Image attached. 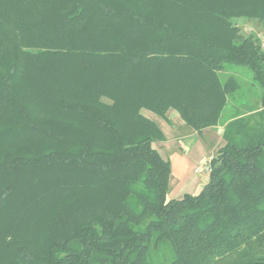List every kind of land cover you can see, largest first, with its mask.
<instances>
[{"label":"trees","instance_id":"trees-1","mask_svg":"<svg viewBox=\"0 0 264 264\" xmlns=\"http://www.w3.org/2000/svg\"><path fill=\"white\" fill-rule=\"evenodd\" d=\"M239 19L264 0H0V264H264V56ZM169 110L223 126L197 196L166 199Z\"/></svg>","mask_w":264,"mask_h":264},{"label":"crops","instance_id":"crops-1","mask_svg":"<svg viewBox=\"0 0 264 264\" xmlns=\"http://www.w3.org/2000/svg\"><path fill=\"white\" fill-rule=\"evenodd\" d=\"M154 119L163 134V140L153 143V148L160 151L170 164L166 199L197 196L208 183L209 174L203 171L195 175V170L204 164L205 167L225 145L223 126L218 124L196 132L184 124L175 110H169L165 117Z\"/></svg>","mask_w":264,"mask_h":264},{"label":"rangeland","instance_id":"rangeland-1","mask_svg":"<svg viewBox=\"0 0 264 264\" xmlns=\"http://www.w3.org/2000/svg\"><path fill=\"white\" fill-rule=\"evenodd\" d=\"M237 26H238V28L240 30V33L243 34L244 36H247L248 35V31L249 30H252L253 33H255V34L262 33L264 35V21H262V20L260 21V20H257V19H239ZM252 36H254V35H252ZM244 80L245 81H248V78H246V79L245 78H242V81H244ZM244 101L246 103H249L250 105H252L249 110L255 109V107H256V109H258L260 107V103H258L259 102L258 101V91L257 90H254V88L253 89H250L248 87V84H246V92H245ZM228 111L229 110L227 109L222 114L221 120L224 121V120L227 119L228 114H229ZM149 114H151L153 120H155L154 117L155 118H158V116H156V115H154L152 113H149ZM204 165L199 166V167L203 168ZM195 175H196V173H195ZM167 255H169V252L168 251H165V254H162V252H159V253H156L155 254L154 258H155V260L157 258H158V260H160V259L163 260L162 258L168 259V256Z\"/></svg>","mask_w":264,"mask_h":264},{"label":"built area","instance_id":"built-area-1","mask_svg":"<svg viewBox=\"0 0 264 264\" xmlns=\"http://www.w3.org/2000/svg\"><path fill=\"white\" fill-rule=\"evenodd\" d=\"M248 35H254L255 39L257 40V44L259 46L260 52L264 56V35L262 33L255 34V33H253L252 30L248 31ZM210 161H211V159H210ZM202 171H205L206 173L209 174L210 162L204 168H200V167L196 168L195 173L200 174V173H202Z\"/></svg>","mask_w":264,"mask_h":264}]
</instances>
